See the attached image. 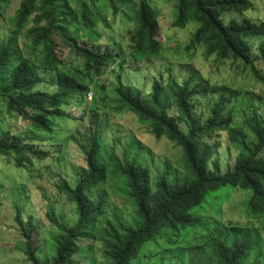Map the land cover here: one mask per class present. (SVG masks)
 <instances>
[{"label":"trees","instance_id":"trees-1","mask_svg":"<svg viewBox=\"0 0 264 264\" xmlns=\"http://www.w3.org/2000/svg\"><path fill=\"white\" fill-rule=\"evenodd\" d=\"M151 1L22 0L11 18L10 37L0 44V99L9 114H16L36 132L53 133L57 121L66 119L72 106L81 110L88 93L95 88L97 94L112 95L109 100L117 112L135 114L156 139H167L180 147L185 169L184 176L172 174L166 168L154 178L152 163L128 159L127 153L124 159L120 158L114 148L109 150L104 145L97 127L90 130L80 141L86 166L81 167L74 184L63 180L58 186L59 192L75 205L77 220L65 224L49 206L51 228L47 229L32 216L24 220L16 208V222L25 242L23 250L30 264H98L93 249L81 245L86 239L102 244L101 264H138L149 242L168 237L174 243L183 230L207 225L193 210L202 206L209 195L224 188L249 192L247 215L256 221L264 220V102L261 99L252 104L250 114L242 122L243 128H238L232 127L235 107L229 104L231 98L225 93L216 103L206 106L204 110L208 113L197 112L194 99L210 90L202 83L192 86V77L183 83L174 79L167 83L157 81L148 94L125 83L121 76L109 91L106 84L94 80L112 66L115 68L118 61L123 65L128 60L123 52L114 49V43L110 42L103 52L85 45L89 39H101L97 24L105 22L103 11L107 7L112 12L127 9L132 12L135 29L130 37V54L138 65L159 54L161 44L156 38L160 24ZM177 1L175 26L185 28L190 21L198 24L191 39L193 48L202 46L208 56L240 61L264 83V70L255 66L258 60L264 62V44L255 58L252 44L253 39L264 38V22L249 17H226L251 10L250 0ZM8 4L9 0H0V16L1 9ZM20 37L25 39L26 52L19 47ZM60 48L67 50L72 58L70 63L68 56L63 59L59 54ZM42 85L52 92L41 90ZM211 89V94L216 95L218 88ZM170 107L175 109V114L170 112ZM94 117L97 121L98 117ZM78 119L83 120L84 114ZM243 129L252 133L251 142ZM222 133L233 143L240 141L241 151L235 166L224 171L218 144ZM32 140L10 131L1 132L0 157L12 158L17 168L47 160L49 153ZM111 178L118 193L127 198L126 211L135 204L133 216L139 220L136 228L122 216L124 212L112 208L107 189ZM3 190L0 182V192ZM110 208L112 217L108 213ZM38 229L45 231V252L41 245L33 244ZM258 239L257 231L249 226H223L204 244L185 249L181 264H259L252 259ZM139 264L151 263L141 260Z\"/></svg>","mask_w":264,"mask_h":264},{"label":"rangeland","instance_id":"rangeland-1","mask_svg":"<svg viewBox=\"0 0 264 264\" xmlns=\"http://www.w3.org/2000/svg\"><path fill=\"white\" fill-rule=\"evenodd\" d=\"M21 1L9 0V4L1 9L3 15L0 16V44L10 37L11 18ZM250 1L251 10L243 14H227V19L249 17L256 22H264V0ZM150 4L160 24L156 38L161 44L159 54L151 60L141 61L138 65L130 54L132 45L130 37L135 29V24L131 20L132 12L130 9H127L126 13L119 10L112 12L107 7L103 11L105 22L97 24V30L102 34L101 39H89V43L85 45L95 51L103 52L110 42L114 43L116 45L114 49L123 52L128 60L123 65L118 61L115 68L112 66L104 75L94 80L96 79L99 84H106L109 91L116 86L121 76L125 83L133 84L143 90L144 94H148L157 81L167 83L170 79H174L183 83L192 77L194 79L192 86L202 83L210 90V93L194 99V103L198 106L197 112L208 113V110H204L206 106L216 103L221 94L225 93L227 98H231L229 104L235 107L232 127L243 128L242 122L246 114H250L252 104L259 102V99L264 102V83L258 81L252 69L245 68L240 61L223 60L215 55L208 56L202 46L193 48L191 39L198 24L190 21L185 28L175 26L178 16L177 0H152ZM82 38H85L84 33ZM24 40V37H20L19 47L26 52L23 46ZM252 44L255 58L259 56V47L264 44V38L253 39ZM59 54L63 59L68 56L64 48L59 49ZM71 59L68 56V63ZM75 66L79 65L75 64ZM255 66L264 70V62L261 60L256 61ZM213 87L218 88L216 95L211 94ZM39 88L52 92L45 85ZM90 96L91 98L93 96L92 100H89ZM104 96L103 93H95L93 88L88 93L81 110L72 106L68 111L69 116L64 120H58L54 132L49 134L36 132L16 114H9L5 102L0 99V133L10 131L23 138L33 139L32 141H35L39 148L43 147L49 153L47 160L34 161V165L28 168H17L12 158L0 157V182L4 189L0 192V264H30L23 250L25 242L22 230L16 222V208L20 209L24 220L32 216L35 222H40L47 229L51 228L47 216L49 206L55 209L63 223L70 225L77 220L75 205L66 195L59 192L58 186L63 180L74 184L81 167L86 166L80 141L95 127L98 128L104 145L109 150L114 148L120 158L124 159L127 153L128 159L137 158L142 162L152 163L154 178L166 168L170 172L172 170V174L185 175L180 147L167 139H156L150 133V128L141 123L135 114L129 111L117 112L114 104L109 100L112 98L110 93L105 98ZM169 110L175 114L174 108L170 107ZM83 114L84 119H78ZM94 116L98 117L97 121L94 120ZM243 131L247 134V141L251 142L252 133L247 129ZM239 142L233 143L225 133L218 136L223 171L235 166L237 158L241 155ZM115 188V181L111 178L107 189L113 203L112 208L124 212L122 216L136 228L139 220L136 215L133 216L134 211L136 213L135 204L132 203L133 207L126 211L127 198L119 194ZM249 197V192L233 188H224L217 194L209 195L202 206L193 210V214L207 225L183 230L174 243H171L168 237L149 242L141 252V260L149 261L151 264L162 261L181 264L185 249L204 244L207 238L218 233L221 227L249 226L259 235L254 245L252 259L255 258L259 264H264V220L256 221L247 215L246 202ZM112 208L108 209L111 217L114 215ZM45 240V231L38 229L34 233V246L41 245L42 252H45ZM81 245L90 246L97 256L98 264H101L100 242L86 239ZM141 260L136 263L139 264Z\"/></svg>","mask_w":264,"mask_h":264},{"label":"built area","instance_id":"built-area-1","mask_svg":"<svg viewBox=\"0 0 264 264\" xmlns=\"http://www.w3.org/2000/svg\"><path fill=\"white\" fill-rule=\"evenodd\" d=\"M90 100H91V96H90Z\"/></svg>","mask_w":264,"mask_h":264}]
</instances>
